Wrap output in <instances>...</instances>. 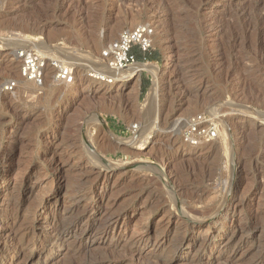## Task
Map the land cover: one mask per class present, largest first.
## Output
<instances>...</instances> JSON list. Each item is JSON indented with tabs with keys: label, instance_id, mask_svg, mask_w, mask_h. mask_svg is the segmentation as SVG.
<instances>
[{
	"label": "rangeland",
	"instance_id": "rangeland-1",
	"mask_svg": "<svg viewBox=\"0 0 264 264\" xmlns=\"http://www.w3.org/2000/svg\"><path fill=\"white\" fill-rule=\"evenodd\" d=\"M139 24L154 29L156 92L147 71L91 77ZM0 37V264L264 261V0H0ZM24 40L73 63L74 84L26 87ZM201 112L218 114L219 139L186 146ZM181 206L221 212L196 223Z\"/></svg>",
	"mask_w": 264,
	"mask_h": 264
},
{
	"label": "built area",
	"instance_id": "built-area-1",
	"mask_svg": "<svg viewBox=\"0 0 264 264\" xmlns=\"http://www.w3.org/2000/svg\"><path fill=\"white\" fill-rule=\"evenodd\" d=\"M153 39L154 29L149 24L124 29L101 51V61L112 71L146 64L147 57L152 53ZM137 55L141 56V60ZM13 59L18 66L19 77L37 89H41L47 80L52 84L65 86L75 82L76 67L66 60L48 56L35 49L24 48L15 50ZM15 87L16 82L8 81L4 90L11 91ZM219 118L218 114L209 112L189 116L180 130L181 143L193 148L214 143L219 139ZM133 129H136V126H133Z\"/></svg>",
	"mask_w": 264,
	"mask_h": 264
},
{
	"label": "bare ground",
	"instance_id": "bare-ground-1",
	"mask_svg": "<svg viewBox=\"0 0 264 264\" xmlns=\"http://www.w3.org/2000/svg\"><path fill=\"white\" fill-rule=\"evenodd\" d=\"M3 39H1V37H0V42L2 41ZM40 47V46H39ZM19 48H24V49H35V50H38V49H36V48H34L29 42H27L26 40H24V42H23V44L19 47ZM38 51H40V50H38ZM42 52V51H41ZM43 53H45V52H43ZM71 57V56H70ZM100 66H101V71L99 70H95V69H92L91 70V73L93 72V74H91V77H95V78H101V79H106L107 78V80H108V82H112L113 80H117V81H119V82H124V81H126V80H130V79H132V78H135V77H137L138 75H139V73L141 72V71H147V72H149L152 76H153V79H154V92H156V88H157V80H158V75L162 72V70H160V69H157L156 67H154V66H152V65H148V64H138V65H133V66H129V67H127V68H125V69H123V70H118V71H112V70H109V69H107L106 67H105V65L103 64V63H100ZM89 67V66H88ZM90 74V73H89ZM110 79H112V80H110ZM24 84H25V86L27 87V86H30L31 87V89H32V84H30V83H28V82H24ZM49 84V83H48ZM55 86V85H54ZM34 87V86H33ZM56 87V86H55ZM32 90H35V89H32ZM154 92H152L151 91V93L153 94ZM150 93V94H151ZM151 94V95H152ZM154 94H156V93H154ZM153 94V95H154ZM154 97V96H153ZM153 100V99H152ZM209 113H212V112H209ZM213 114H215V113H213ZM260 116V115H259ZM264 117V116H263ZM264 120V119H263ZM225 132V131H224ZM253 135V134H252ZM111 166H107V168H110ZM81 185V184H80ZM80 198V197H79ZM91 199V198H90ZM192 199V198H191ZM188 201H190V200H188ZM193 201V200H192ZM186 203V202H185ZM184 203V204H185ZM190 203V202H189ZM192 203V202H191ZM193 203H195L194 201H193ZM192 203V205L191 206H193L194 204ZM188 204V203H187ZM190 205V204H189ZM187 207V206H186ZM210 207H214V210H212V211H204V210H206V208H204V210H202L201 212H197L196 211V213H194V212H192L191 210H189V209H187V208H183V206H181V208H179L180 209V213L182 214V216H184V217H186V219L187 220H190V221H193V222H196V223H200V222H203L204 220H206V219H211V217L214 215V214H220V208H215V206H210ZM209 207V208H210ZM193 208V207H192ZM198 211H200V210H198ZM228 212H234V210H227ZM226 211V212H227ZM232 212V213H233ZM223 213V212H222ZM2 215V213L0 212V216ZM222 215V214H221ZM111 217V216H110ZM125 217V215L123 214H117V215H115V216H112L111 217V219L110 220H108V222L106 223V227L104 228V231H103V234L105 235V237L107 236V231L109 230V228H110V225H116L117 224V222H118V219L119 218H121V219H123ZM72 218H74V217H72ZM127 219V218H126ZM71 220H73V219H71ZM85 220H86V218H85ZM69 222H70V220H69ZM84 223V222H83ZM86 223V222H85ZM104 223V224H105ZM71 224V223H70ZM103 224V225H104ZM64 225V224H63ZM66 225V224H65ZM76 225V224H75ZM75 225H71V226H63V227H61V226H57V225H55L54 227H52L53 228V232H54V236H58V238L59 237H63L64 235H66V233L67 232H70V233H72L73 231H75L76 230V226ZM80 225V224H79ZM79 227V226H78ZM80 229V228H79ZM83 229V228H82ZM81 229V234L82 235H84V237H87V239H88V237L91 235L90 234V232H89V229H87V230H82ZM103 229V228H102ZM93 231V230H92ZM247 231V230H246ZM75 234H77V233H75ZM79 234V233H78ZM81 235V236H82ZM103 235V236H104ZM53 236V237H54ZM79 237V236H78ZM83 237V238H84ZM93 237V236H92ZM94 238V237H93ZM65 239V238H64ZM59 240V239H58ZM62 240V239H61ZM76 240V239H75ZM86 240V239H85ZM92 240V239H91ZM78 241V240H77ZM80 241V240H79ZM76 242V241H75ZM63 243V242H62ZM61 243V244H62ZM71 243V242H70ZM74 243V242H73ZM60 244V243H59ZM83 244V243H82ZM61 246H63V245H61ZM72 246V245H71ZM77 247H78V244H77ZM82 248H84V247H82ZM79 249V248H78ZM132 250V249H131ZM136 252V251H135ZM134 252V253H135ZM78 254V253H77ZM76 254V255H77ZM261 255V254H260ZM88 257V256H87ZM261 257V256H260ZM78 258V257H77ZM84 258V257H83ZM89 258H91V257H89ZM259 258V257H258ZM85 259H87V258H85ZM92 259V258H91ZM94 259V258H93ZM100 257L98 258V259H96V260H85L84 261V259H83V263H82V261H81V263L80 262H78L77 264H100ZM104 259V258H103ZM75 260V259H74ZM78 260V261H79ZM102 260V259H101ZM105 260V259H104ZM218 260H219V258H218ZM264 260V259H263ZM199 261H201V258L199 259ZM76 262V261H75ZM161 262V263H160ZM159 263L160 264H162V261H159ZM251 263V262H250ZM71 264H76V263H71ZM204 264V263H203ZM251 264H264V261H262V258H261V260L259 261V262H252Z\"/></svg>",
	"mask_w": 264,
	"mask_h": 264
},
{
	"label": "trees",
	"instance_id": "trees-1",
	"mask_svg": "<svg viewBox=\"0 0 264 264\" xmlns=\"http://www.w3.org/2000/svg\"><path fill=\"white\" fill-rule=\"evenodd\" d=\"M137 58L139 59V60H141V56H139V55H137ZM158 58V56L156 55V54H154V53H151V55L150 56H148L147 57V61L148 62H150V61H154V60H156ZM146 86H147V84H143V91L145 90V88H146Z\"/></svg>",
	"mask_w": 264,
	"mask_h": 264
}]
</instances>
